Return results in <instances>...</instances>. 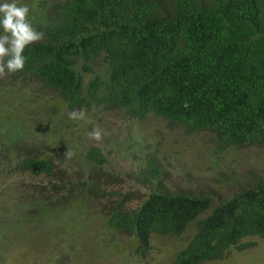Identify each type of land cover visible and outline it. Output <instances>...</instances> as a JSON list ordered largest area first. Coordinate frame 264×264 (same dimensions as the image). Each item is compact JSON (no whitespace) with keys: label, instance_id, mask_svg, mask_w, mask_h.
Segmentation results:
<instances>
[{"label":"trees","instance_id":"16d2710c","mask_svg":"<svg viewBox=\"0 0 264 264\" xmlns=\"http://www.w3.org/2000/svg\"><path fill=\"white\" fill-rule=\"evenodd\" d=\"M39 29L43 39L25 49V67L11 79L38 81L70 108L101 103L135 117L152 113L191 132L211 131L221 146L264 143V0H53ZM21 149L4 148L0 160ZM22 152V170L52 179L41 214L75 200L77 183L64 170ZM85 156L104 161L96 146ZM93 179L90 189L99 186ZM107 223L131 235L140 253L152 234L181 235L194 223L174 263L221 259L249 235L264 238V182L214 205L208 195L153 191L131 212L114 207Z\"/></svg>","mask_w":264,"mask_h":264},{"label":"rangeland","instance_id":"374dc122","mask_svg":"<svg viewBox=\"0 0 264 264\" xmlns=\"http://www.w3.org/2000/svg\"><path fill=\"white\" fill-rule=\"evenodd\" d=\"M52 1L16 3L29 7V20L39 32ZM0 33L6 34L2 27ZM99 61L93 65L96 72L102 68ZM90 76L83 73L84 81ZM81 111L83 119L70 118L69 113ZM94 129L101 131V140L89 136ZM214 137L211 131L191 132L152 113L135 117L101 103L70 108L38 81L0 78V152L22 148L18 157L3 154L0 160L2 264H58L61 257L65 264H175L194 223L181 235L152 234L150 248L140 253L131 235L107 221L114 207L131 212L153 191L208 195L214 205L264 182V143L221 146ZM92 146L99 148L103 162L86 158ZM22 151L49 157L57 174L64 170L77 183L75 200L41 214L38 205L52 179L22 170ZM150 165L156 175L148 171ZM93 178L96 189H90ZM243 241L244 248L199 264H264V238L249 235Z\"/></svg>","mask_w":264,"mask_h":264},{"label":"clouds","instance_id":"9594fccd","mask_svg":"<svg viewBox=\"0 0 264 264\" xmlns=\"http://www.w3.org/2000/svg\"><path fill=\"white\" fill-rule=\"evenodd\" d=\"M29 7L19 5L16 0L0 3V27L6 33L0 36V78L22 71L25 67V49L43 39L29 20ZM72 119H83V111L69 113ZM89 136L97 141L102 139L99 129H94Z\"/></svg>","mask_w":264,"mask_h":264}]
</instances>
